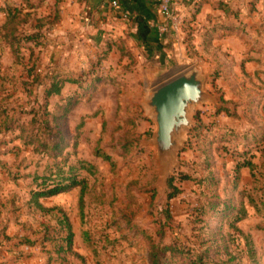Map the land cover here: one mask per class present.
<instances>
[{"label":"rangeland","instance_id":"obj_1","mask_svg":"<svg viewBox=\"0 0 264 264\" xmlns=\"http://www.w3.org/2000/svg\"><path fill=\"white\" fill-rule=\"evenodd\" d=\"M216 1L238 18L219 10L211 39L194 43L181 23L187 61L159 80L126 58L111 77L63 84L46 99L52 82L103 74L98 55L56 48L44 22L42 44L19 56L0 40V113L9 114L0 128V264H151L163 247L174 252L163 264H197L198 255L204 264H264V0ZM193 69L205 96L178 147L159 158L144 102ZM71 176L86 184L81 208L80 187L38 199L48 212L31 201ZM171 177L180 194L167 202Z\"/></svg>","mask_w":264,"mask_h":264},{"label":"crops","instance_id":"obj_2","mask_svg":"<svg viewBox=\"0 0 264 264\" xmlns=\"http://www.w3.org/2000/svg\"><path fill=\"white\" fill-rule=\"evenodd\" d=\"M112 1L117 2L118 9L111 6ZM214 1L172 0L179 25L162 35L156 26L162 24L163 19L151 0H32L35 8L30 12L35 19L54 22L52 35L56 39V48L72 54L76 49H88L96 56H104L100 68L107 70L100 76L108 74L111 77L110 73L126 60L119 52L123 46L136 62L150 68L153 80H159L166 76L172 64L181 65L187 61L183 54L186 48L181 23L191 33L192 43L211 39L214 20L220 13L214 8ZM20 3L21 0L0 1V27L7 6L19 7ZM196 3L199 10L190 19Z\"/></svg>","mask_w":264,"mask_h":264},{"label":"trees","instance_id":"obj_3","mask_svg":"<svg viewBox=\"0 0 264 264\" xmlns=\"http://www.w3.org/2000/svg\"><path fill=\"white\" fill-rule=\"evenodd\" d=\"M216 2L215 1L213 2L214 8L221 10L227 18H235V19L238 18V10L230 9V7L222 1L217 2V3ZM198 6H199L198 3H196V6H195V7H197V9L195 10L196 12L199 10ZM34 8H35V6L32 3V0H21L19 7L8 5L7 8L5 9L4 23L0 27V40H2L5 43L4 45L8 48V50L10 51V53L12 55L19 56L20 50L26 44H33L34 46H39L42 44L41 39L46 36V33L41 32V30L43 28L42 22L54 25V22H52V21L47 20L45 22V19H35L34 17H32L30 10H32ZM32 21H34L35 24L30 27V23ZM27 27H29V30ZM233 29L234 28L231 26L228 28V30H233ZM119 52H120L121 58H123V57L127 58L129 63L134 62L133 61L134 58L132 57V55L130 54V52L126 48H124L123 46L120 47ZM98 57L99 58L97 59V62L94 64V66H97V67L100 66L101 61L104 59V56L99 55ZM102 78L103 77L100 76L99 71H96V75H94V72H91V73L82 72L76 78H74V77L70 78L69 76H67L66 78H64L62 80L61 84H58V82L57 83L52 82L50 84V88L45 91V98L47 99L52 95L58 96L61 92L63 84H67V83L68 84L69 83L78 84V86L80 88H82L83 82H85L86 87H88L89 86L88 84H92L93 82H98ZM8 115L9 114L6 112L0 113V116H1L0 117V128L2 126L3 121H5L9 118ZM34 117H35V115H34ZM13 129H14L13 125L12 126L7 125L3 130L11 131ZM59 145H60L59 142H55L53 145V150H57V148H59ZM43 147H44V150H47L49 145L44 144ZM104 159L109 160V157L104 156ZM82 165H83V163H82ZM246 166H248L249 168L251 167L250 164H246ZM81 168L83 169L84 166H81ZM73 169L74 168H70V171H72ZM189 179L190 178L188 176H185V175L179 177V181H187ZM62 181H64L66 184H62V183L56 184L52 188H48L45 190L35 192L32 195L31 201L34 203V205L39 210L44 211V212L49 211V210L42 208L37 203L38 199L51 197V196L57 195L59 193L68 191V190L75 188V187H80L79 205L81 208V206L83 204V197H84L85 192H86L85 182L83 180H80V181L77 180L75 178V176H71L69 178H64V179H62ZM174 181H175V178H173V177L169 178L167 181V186H168V193L166 195V201L167 202H169L170 200H172L173 198H175L177 195L180 194V190L174 184ZM239 212L241 213V210ZM165 213H166L167 217L169 218L170 217L169 212L166 211ZM65 226H66V230L68 233L67 242H68V245H70L72 233L70 231V226L67 222L65 223ZM169 250H170V248L163 247L159 252H151L150 253L151 264H163V261H162L163 258L167 254H173L174 253V252H167ZM249 253H250V257L253 258L252 252H249ZM196 257H197V262H195V263L204 264L203 256L198 255Z\"/></svg>","mask_w":264,"mask_h":264},{"label":"water","instance_id":"obj_4","mask_svg":"<svg viewBox=\"0 0 264 264\" xmlns=\"http://www.w3.org/2000/svg\"><path fill=\"white\" fill-rule=\"evenodd\" d=\"M204 96V77L193 69L158 86L146 99L144 105L156 127L154 145L159 158L178 147L182 131L190 125V108Z\"/></svg>","mask_w":264,"mask_h":264},{"label":"built area","instance_id":"obj_5","mask_svg":"<svg viewBox=\"0 0 264 264\" xmlns=\"http://www.w3.org/2000/svg\"><path fill=\"white\" fill-rule=\"evenodd\" d=\"M153 5L163 19V23L156 26L157 32L159 34H165L168 30H174L178 27L179 21L174 14L172 0H151ZM111 6L114 9H118V4L116 1L111 2Z\"/></svg>","mask_w":264,"mask_h":264}]
</instances>
